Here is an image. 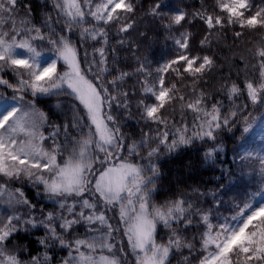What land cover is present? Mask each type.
I'll list each match as a JSON object with an SVG mask.
<instances>
[{
	"label": "snow or ice",
	"instance_id": "obj_1",
	"mask_svg": "<svg viewBox=\"0 0 264 264\" xmlns=\"http://www.w3.org/2000/svg\"><path fill=\"white\" fill-rule=\"evenodd\" d=\"M197 3L0 0V264H264V150L239 144L264 137V0ZM149 32L168 58L137 55ZM196 142L217 186L156 202L162 159Z\"/></svg>",
	"mask_w": 264,
	"mask_h": 264
},
{
	"label": "trees",
	"instance_id": "obj_2",
	"mask_svg": "<svg viewBox=\"0 0 264 264\" xmlns=\"http://www.w3.org/2000/svg\"><path fill=\"white\" fill-rule=\"evenodd\" d=\"M27 2V0H25ZM34 7L38 9L40 0H32ZM150 2V0H145V6ZM210 3L211 0H208ZM173 3L178 4H187L189 10H192L195 7H198L197 0H173ZM185 27H188L187 25ZM201 25L200 24H194L189 29L195 34V41L196 43L200 36L202 35L201 32ZM144 26L141 25L139 31H143ZM130 39L136 38V33H133ZM114 44L115 41H112ZM140 50L137 53V55H144L146 53L152 54L156 58H168L171 55L172 52V45L170 42L164 41V39L161 37H156L153 39V33L149 32L148 39L140 41ZM92 46H99V45H92ZM91 50V46L89 48ZM215 55L217 56V63L218 65L222 62V58L226 56H230L231 53H229L226 49H215L214 46ZM121 55H125V53H121ZM240 67H243V65H239ZM227 66L224 67V71L221 72H215L213 73V77L210 80V85L215 87L218 85L219 80L218 77L221 75L227 74ZM131 83V82H129ZM37 107H43V105L38 104ZM47 111V109H45ZM252 118H255L257 120V123L259 122L260 116L264 115V106H258L254 110L250 109ZM50 119L56 120L55 116H51ZM188 121L191 122L192 115L189 114L187 117ZM177 120H179V116H177ZM251 122V120L249 121ZM130 125L134 124V121L129 122ZM244 126V123L241 122V128ZM139 126L136 125L134 127H127L125 128V132H138ZM241 136L240 131H236L235 135L225 130L220 134V142L224 145V151L219 154V156L216 159L215 167L219 169L220 167H235L234 164H232L233 160V150L237 148V142L239 140V137ZM138 138V135H137ZM261 137H257L255 139H252L250 136L246 137L247 143L245 144L243 140H239V144L243 145V148H245V145L248 146H254L257 142H259ZM212 145L209 144H200L199 142L194 143L191 147L188 148H182L178 153L172 154L171 156H165L161 163H160V169L162 176L159 180V188L161 189V195L156 198V202L162 201L165 197L171 198L173 193L179 194L180 192H186L190 195H192V189L198 188L202 192H207L211 190L212 188L216 187L213 178L218 175L217 172H213L211 168L213 165L210 163H206L203 158L204 151L211 147ZM243 148L241 151L243 152ZM220 161H224V164L221 165ZM250 171V169H245V172ZM212 180L213 182H209ZM254 184L257 185V187L250 188L249 191L255 192L259 190V184L257 181H253ZM19 185H13V187H16ZM26 191H28L26 187ZM30 198L34 193L28 192ZM232 196H235V193L230 194ZM242 195V193H241ZM239 199V197H236ZM193 199H195V196L193 195ZM210 199V197H209ZM227 199V198H226ZM39 207V205H38ZM51 205H48L46 208L47 210H51ZM222 211H224L222 209ZM229 214V213H225ZM81 231V234L83 233V228L79 229ZM192 231H189V236L192 235ZM44 235V230L42 228L38 230H34L31 233V237H39ZM161 237L166 239V236L164 235V232L161 231L160 234ZM31 237H24L23 239L14 238V243H18L19 245H24L29 242ZM158 240H160V237H158ZM160 242H163L162 240ZM11 246V245H10ZM31 248H32V254H36L37 252H40L41 254L44 252V249L42 247H39L34 239H31ZM50 255L54 256L55 258L50 262V264H59L60 260L66 255L65 250H59L55 249L54 251L50 252ZM23 260L29 259L28 256L22 255L20 257ZM172 264H176V259L172 260Z\"/></svg>",
	"mask_w": 264,
	"mask_h": 264
},
{
	"label": "rangeland",
	"instance_id": "obj_3",
	"mask_svg": "<svg viewBox=\"0 0 264 264\" xmlns=\"http://www.w3.org/2000/svg\"><path fill=\"white\" fill-rule=\"evenodd\" d=\"M245 148L248 151H252L254 154L256 152L264 150V137H261L259 142H257L254 146L245 145ZM79 232L81 233V231H79Z\"/></svg>",
	"mask_w": 264,
	"mask_h": 264
}]
</instances>
